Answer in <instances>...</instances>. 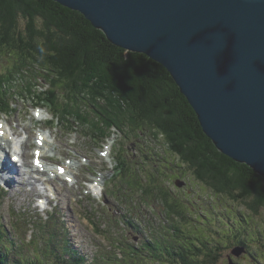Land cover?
Here are the masks:
<instances>
[{
	"label": "trees",
	"instance_id": "obj_1",
	"mask_svg": "<svg viewBox=\"0 0 264 264\" xmlns=\"http://www.w3.org/2000/svg\"><path fill=\"white\" fill-rule=\"evenodd\" d=\"M0 52L14 56L6 71L0 73V113L11 112L10 88L19 78L23 94L49 107L64 126L71 128L75 122L81 128H91L92 137L103 138L102 133L110 127L125 132L134 123L143 125L161 134L197 181L214 194L244 203L250 211L259 212L264 207V177L218 149L167 67L145 53L116 45L80 11L55 0H0ZM37 76L52 89L37 93ZM103 103L106 107L101 108ZM86 108L93 114L88 116ZM95 115L104 121H95ZM127 171L128 165L122 160L118 173L125 177ZM164 199L169 223L141 246L128 237L119 240L118 247L128 260L123 264H132L145 255H157L159 264L216 263L218 248L212 250L209 245L210 238L215 237L210 229L194 232L190 227L196 225L189 221L185 232L184 220L176 217L186 219L189 206ZM125 222L141 231L135 220ZM46 226L52 228L49 237L47 233L39 236L29 255L26 247L14 240L15 235L0 226V264H86L84 256L74 249L63 253L52 241L58 237L56 227L50 221ZM239 243L244 248L247 244L244 239ZM13 247L24 262L10 258ZM101 259L97 257L100 263ZM144 262L148 264L145 258Z\"/></svg>",
	"mask_w": 264,
	"mask_h": 264
},
{
	"label": "rangeland",
	"instance_id": "obj_2",
	"mask_svg": "<svg viewBox=\"0 0 264 264\" xmlns=\"http://www.w3.org/2000/svg\"><path fill=\"white\" fill-rule=\"evenodd\" d=\"M12 59L14 56L0 52V73L6 71ZM37 77V93H47L48 89H52L43 77ZM20 82L21 79L17 78L10 88L12 111L9 114L1 113L0 123L9 120L13 126H17L14 127L15 130L22 135L28 131L20 127L21 125L26 124L31 133H42L43 128L50 126L54 121V125L45 129V132L53 134L51 139H55L56 135L59 140V159H69L67 155L72 152L78 153L79 158L89 164L82 166L80 171L76 170L80 185H69V190L61 188L64 193L60 192L61 196L54 198L46 209L42 205L43 202L38 201L39 196L35 197V190H30L26 183L15 188L10 187L11 184L0 185V226H5L6 230L15 235L16 239H13L26 247L27 255L33 252L32 247L39 236L45 237L47 233L49 237L52 228L46 226V221H50L58 233V237L52 241H56L63 253L74 249L84 256L86 264L128 262L124 260L126 255L118 247V241L128 237L137 247L141 246L144 240L152 241L153 233L161 231V227L166 226L169 221L164 199L167 198L169 202L178 201L184 206H189L190 210L185 209L186 219L176 217L179 221L184 220L181 221L185 232L189 230L187 226L190 221L196 225L190 227L194 232L205 233L210 229V233L215 236L209 240L212 244H208L212 250L218 248L215 252L219 254V259L211 264H264V207L259 212L250 211L244 203L234 201L226 195L214 194L210 188L197 181L195 175L191 174L185 164L169 149L161 134L157 135L143 125L134 123L131 117L129 120L136 126H129L125 132L110 127L102 133L105 136L98 139L90 136L93 133L91 128H81L75 122L72 123L71 131L64 128L60 119L51 123L49 121L46 125L45 119H51L52 114L42 108L44 118L39 119V109H34L35 101L32 96L23 94ZM99 105L101 108L106 107L104 103ZM122 112L130 114L126 109H122ZM91 114L93 111L89 109L88 116ZM94 120L104 121L96 115ZM55 125H58V128H55ZM107 137L109 138L106 139ZM30 140L33 142L32 137ZM106 145H111L113 151L110 153V148L109 154L103 155L102 151L106 150ZM31 152L26 154L29 164ZM120 157L124 158L128 165L125 177L118 174L116 166L114 168ZM102 167L104 169H101ZM93 172H99V176L103 175L106 180L104 191L100 195L95 192L86 194L90 190L88 181L94 179ZM17 178L20 181L25 180ZM155 185L159 187L157 190ZM40 187L46 192L45 187ZM176 218L173 217V220H177ZM129 219L135 220L141 231L138 232L127 225L125 221ZM243 239L247 243L245 250L236 255L233 251L242 246L239 241ZM41 241L42 243H39L42 246L43 240ZM21 256L18 249L15 251L13 247L10 258L24 262ZM63 256L68 257L67 254ZM98 256L102 257L101 263L97 260ZM142 257L132 264H144V258L148 264H159L157 255Z\"/></svg>",
	"mask_w": 264,
	"mask_h": 264
},
{
	"label": "water",
	"instance_id": "obj_3",
	"mask_svg": "<svg viewBox=\"0 0 264 264\" xmlns=\"http://www.w3.org/2000/svg\"><path fill=\"white\" fill-rule=\"evenodd\" d=\"M55 1L167 67L218 149L264 177V0Z\"/></svg>",
	"mask_w": 264,
	"mask_h": 264
},
{
	"label": "bare ground",
	"instance_id": "obj_4",
	"mask_svg": "<svg viewBox=\"0 0 264 264\" xmlns=\"http://www.w3.org/2000/svg\"><path fill=\"white\" fill-rule=\"evenodd\" d=\"M20 127L24 128L28 131V138H27V140H24V142L22 144V155L24 158L25 169L21 168L16 163H14V160L12 162V158L10 160V153H9V159L6 158L4 160L2 166H0V180H3L7 186H9L11 184L10 187H12V188H15L17 185H23L24 183H26L28 185V188H30V190H32V189L35 190V192H36L35 197L40 196L42 194V191L38 188L39 182L49 183V184L52 183L53 178H52V176H50L48 174V172L50 170L56 171V173L58 175L56 177L62 176V177H65V179H68L71 177V178L75 179V181L78 182L77 178L79 176H78V173L76 172V170L80 171V168L82 166H84L81 159L79 158L80 155L78 153L75 155H72L71 156L72 160L69 162L65 161V159H62L60 161V159L58 158V161H60L59 166L57 164V165L52 166V168H48L49 166L52 165V163L44 161V159L55 161L54 159L56 158L57 153L60 150L59 140L57 139V137L52 142L48 139V136L44 133L43 134L42 133L36 134V132L31 133L29 131V127L26 124L21 125ZM4 129L6 130V133L4 135L0 134V149L3 150L7 154L8 148L11 147V149H12V143H13L14 139L7 132L6 126L4 127ZM12 130H13L14 134L20 135V133H18V131H16L15 128H13ZM31 137H35L36 141L32 142L30 140ZM35 143L37 144V146L35 145ZM34 146H36V148L34 149V152H35V154L36 153L40 154V156L44 162L43 166L46 167L45 171H47V172L40 171V166L39 167L35 166L34 161H33L32 166H30V164L27 162L26 154L29 151H32V148ZM110 148H112V146L107 145L106 150L103 151L102 154L108 155L110 152V150L108 151V149H110ZM59 154H60V152H59ZM70 154H71V152H69L68 155H70ZM62 169L66 170V172L64 174L61 173ZM37 173L40 174L41 176H36ZM17 177L24 178L25 180L20 181ZM95 182L96 183L94 186L98 187V186H102L103 184L105 185L106 180H105V177L103 175H101V176H97L95 178ZM55 190H56V196L57 197H59V195L61 196L60 192L64 193V191H62L60 187H59V189L55 187ZM68 193H70V192L68 191ZM35 197H34V201H35ZM99 218H102V217H99Z\"/></svg>",
	"mask_w": 264,
	"mask_h": 264
}]
</instances>
